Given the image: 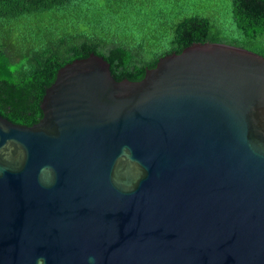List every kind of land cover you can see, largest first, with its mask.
<instances>
[{"label":"water","instance_id":"1","mask_svg":"<svg viewBox=\"0 0 264 264\" xmlns=\"http://www.w3.org/2000/svg\"><path fill=\"white\" fill-rule=\"evenodd\" d=\"M39 107L0 115V264H264V56L193 42L116 80L89 53Z\"/></svg>","mask_w":264,"mask_h":264},{"label":"trees","instance_id":"2","mask_svg":"<svg viewBox=\"0 0 264 264\" xmlns=\"http://www.w3.org/2000/svg\"><path fill=\"white\" fill-rule=\"evenodd\" d=\"M219 6L167 17L152 9V0H106L103 7L90 0H0V115L37 122L57 69L89 53L102 56L116 80H139L159 57L193 42L264 56V0Z\"/></svg>","mask_w":264,"mask_h":264},{"label":"rangeland","instance_id":"3","mask_svg":"<svg viewBox=\"0 0 264 264\" xmlns=\"http://www.w3.org/2000/svg\"><path fill=\"white\" fill-rule=\"evenodd\" d=\"M92 5L99 4L104 6L106 0H90ZM224 0H152V9L156 10L158 13L165 15L167 17H173L179 12V14L190 13L194 9L204 10L208 7H213L219 5ZM59 20L60 18L57 17ZM83 28V25L81 26ZM67 29L69 27L67 26ZM26 27L24 28L23 33L26 32ZM163 31L157 32V36H160Z\"/></svg>","mask_w":264,"mask_h":264}]
</instances>
